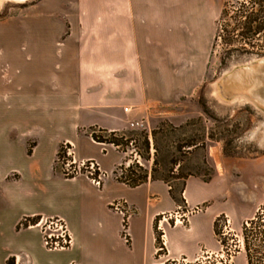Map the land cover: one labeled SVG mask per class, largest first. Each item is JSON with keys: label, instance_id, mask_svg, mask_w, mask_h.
Instances as JSON below:
<instances>
[{"label": "crops", "instance_id": "0c3cea01", "mask_svg": "<svg viewBox=\"0 0 264 264\" xmlns=\"http://www.w3.org/2000/svg\"><path fill=\"white\" fill-rule=\"evenodd\" d=\"M82 2V10L73 17L78 26L69 28L60 44L63 50L55 51L59 33L50 27L37 28L33 34L46 35L45 40H54V45L38 41L27 45L37 53L42 68L60 59L64 79L49 75L47 81L36 80L42 86L39 92L33 89L34 81L17 78L13 81L17 92L25 86L31 91L17 93L11 100L6 84L0 85L4 90L0 93V221L5 227L0 236L18 238L25 250V258L16 255V264H155L157 233L164 234L166 260L196 259L201 248H209L216 217L222 212L207 207L189 217L186 226L178 222L165 227L156 220L213 198L217 194L209 184L188 177L175 196L163 181L148 179L127 186L110 175L97 188L83 176L65 178L56 158L61 145L70 142L77 160L93 159L112 174L127 153L95 141L87 130L117 136L132 123L143 121L152 84L162 83L160 68L179 66L178 60L193 52L206 53L201 45L208 40L214 5L209 0ZM56 91L72 99V105L57 109ZM66 116L72 123L58 136L56 128L64 127ZM121 198L135 210L130 245L121 240L120 216L109 209L112 201ZM57 216L67 221L73 236L69 250L43 249L36 228L17 231L25 217ZM33 238L40 247L39 256L34 253Z\"/></svg>", "mask_w": 264, "mask_h": 264}, {"label": "rangeland", "instance_id": "374dc122", "mask_svg": "<svg viewBox=\"0 0 264 264\" xmlns=\"http://www.w3.org/2000/svg\"><path fill=\"white\" fill-rule=\"evenodd\" d=\"M209 1L215 12L208 22V40L201 45L206 53L193 52L191 57L178 60L179 66L160 68L162 83L152 84V99L144 110L145 118L136 122L143 123V127L130 126L117 136L111 133L99 136L107 144L121 146L119 150L127 153L123 164L134 161L128 171L132 178L130 186L148 179L163 181L171 188L170 192L179 196L191 177L209 184L217 194L198 205L197 213L189 214L193 208L182 206L178 214L169 213L156 220L165 227L178 221L186 226L189 217L207 207L219 210L222 213L216 217L215 235L209 248H201L196 259L166 260L164 234L157 233L155 264H264V113L244 98L226 104L215 96V84L225 73L264 57V0ZM83 3L31 0L3 4L0 85L6 84L10 100L17 93L31 91L25 86L17 92L13 83L17 78L34 81L33 89L39 92L42 86L36 80L47 81L49 75L59 81L64 79L65 66L60 59L56 58L57 64L49 66V70L42 68L37 64V53L27 45L37 41L54 45V40H45L46 35L33 34L38 32L37 28L50 27L59 33L55 51L63 50L60 44L69 28L78 26L73 20ZM59 93L56 91V108L71 106L74 101L62 98ZM65 118L66 122L61 123L64 127L56 128L58 136L72 123L69 116ZM93 131L96 130H87L89 134ZM138 156L141 167L135 161ZM1 205L0 198V208ZM19 224L17 231L27 229ZM3 229L0 221V231ZM40 244L45 249L41 237ZM32 245L39 256L36 238ZM24 252L18 238L0 236V264H16V255L25 258Z\"/></svg>", "mask_w": 264, "mask_h": 264}, {"label": "built area", "instance_id": "2783aa9c", "mask_svg": "<svg viewBox=\"0 0 264 264\" xmlns=\"http://www.w3.org/2000/svg\"><path fill=\"white\" fill-rule=\"evenodd\" d=\"M125 111L128 112L129 110L126 109ZM134 126L143 127V123H132L131 127ZM102 134H104V132L98 130L90 133L91 137L95 141H97L98 137H100L99 135ZM94 136H97V138L95 139ZM110 145L114 146L117 149L121 148V146H117L113 143ZM135 161L140 167L142 166L140 156H138V158H135ZM133 162L134 161L129 160L124 164L122 163L116 167L112 174H109L108 172L104 171L101 166L93 159L77 160L75 157L74 145L70 142H64L61 145L56 158V167L65 178L83 176L87 178L95 187L101 188L104 181L109 178L110 175H112V177L116 181L130 186L132 183V178L128 176V171ZM109 209L120 216L121 240L126 245H130L132 242L130 234V219L134 215L135 210L125 199L122 198L112 201L109 204ZM199 211L200 210L197 206L191 209L188 213L194 214ZM19 225H25L27 228H36L41 234L43 246L48 251H65L71 249V247L73 246V236L69 229V225L67 221L62 217L57 216L51 218H40L38 220L25 217L21 220ZM163 237L164 236H162V240Z\"/></svg>", "mask_w": 264, "mask_h": 264}, {"label": "water", "instance_id": "95a60500", "mask_svg": "<svg viewBox=\"0 0 264 264\" xmlns=\"http://www.w3.org/2000/svg\"><path fill=\"white\" fill-rule=\"evenodd\" d=\"M18 1H31V0H0V9L4 3ZM252 76L258 77L264 83V57L259 58L255 61L248 62L246 64L238 65L232 68L229 72L225 73L215 84V96L222 103H232L237 98H244L247 102L253 104L258 110L264 113V86L261 88L260 92H244L239 90L238 87H234V82L240 81H252ZM260 80L253 81L256 87H260ZM253 93V94H252Z\"/></svg>", "mask_w": 264, "mask_h": 264}, {"label": "bare ground", "instance_id": "6f19581e", "mask_svg": "<svg viewBox=\"0 0 264 264\" xmlns=\"http://www.w3.org/2000/svg\"><path fill=\"white\" fill-rule=\"evenodd\" d=\"M18 2H23V1H18ZM259 80L260 79L256 76H254V77L252 76V81H245L242 79L240 81L237 80L236 82H234V87H238L239 90H242V91L248 92V93H250L252 91L260 92L261 88L264 86L263 81L260 80V87H256V85L254 84L256 81H259ZM253 81H255V82H253ZM238 100H240V99H238Z\"/></svg>", "mask_w": 264, "mask_h": 264}, {"label": "trees", "instance_id": "16d2710c", "mask_svg": "<svg viewBox=\"0 0 264 264\" xmlns=\"http://www.w3.org/2000/svg\"><path fill=\"white\" fill-rule=\"evenodd\" d=\"M251 20H252V19H251V18H249V23L251 22ZM94 138L96 139V138H97V136H94ZM97 141H98V142H102V143H103V142H106V141L102 140V138H101V137H98V140H97ZM115 141H116V142H118V141H117V139H115ZM116 142H114V143H116ZM108 143H109V142H108ZM245 231H246V228H245ZM249 264H250V262H249Z\"/></svg>", "mask_w": 264, "mask_h": 264}, {"label": "snow or ice", "instance_id": "6c2138e0", "mask_svg": "<svg viewBox=\"0 0 264 264\" xmlns=\"http://www.w3.org/2000/svg\"><path fill=\"white\" fill-rule=\"evenodd\" d=\"M262 104H264V101H261Z\"/></svg>", "mask_w": 264, "mask_h": 264}]
</instances>
